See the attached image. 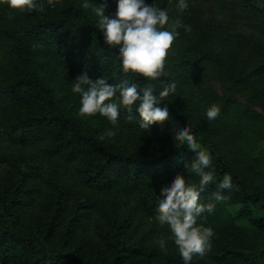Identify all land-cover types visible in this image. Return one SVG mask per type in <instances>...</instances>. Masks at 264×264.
Returning <instances> with one entry per match:
<instances>
[{
    "label": "trees",
    "instance_id": "16d2710c",
    "mask_svg": "<svg viewBox=\"0 0 264 264\" xmlns=\"http://www.w3.org/2000/svg\"><path fill=\"white\" fill-rule=\"evenodd\" d=\"M125 10L150 34L143 56L121 49L75 0H0V50L8 58L0 68V109L16 107L2 133L18 147L58 137L42 148L55 168V175L42 174L58 191L53 211L35 214L29 168L0 183V264H131L126 249L134 239L151 242L172 264H264V192L218 149L192 146L202 131L144 67V57L168 44L170 75L191 74L198 83L216 77L227 100L241 95L264 116V8L255 0H142L138 19ZM75 99L96 124L74 113ZM86 148L98 159L76 168L80 193L110 220L97 222L99 242L82 236L91 225L87 214L65 224L63 195L75 187L64 175ZM6 156L0 146V162ZM114 180L152 187L153 198L137 211L114 208L101 197ZM168 200L178 206L162 217ZM219 207L229 225L248 227L247 249L189 238V218ZM157 228L180 233L161 246ZM194 252L206 259L189 258Z\"/></svg>",
    "mask_w": 264,
    "mask_h": 264
},
{
    "label": "rangeland",
    "instance_id": "374dc122",
    "mask_svg": "<svg viewBox=\"0 0 264 264\" xmlns=\"http://www.w3.org/2000/svg\"><path fill=\"white\" fill-rule=\"evenodd\" d=\"M75 1L97 21L106 35L113 39L121 49L135 53L141 52V56H143L144 50L149 46L148 44H151L149 42L150 34L134 19L131 20L133 16L128 15L127 17L120 12L126 11L125 8H127L136 15L142 0ZM255 2L264 8V0H255ZM125 13L127 14V12ZM135 18L138 19V16L136 15ZM152 51L151 56L144 57L146 62L144 67L153 77L156 85L173 98L180 109L202 131L203 137L194 142L192 146L203 151L211 148L218 149L241 176L253 181L264 192V116L261 107L257 104L248 103L241 95H238L233 101L227 100L224 97L222 85L216 77L204 78L201 83H198L191 74L184 76L183 79L170 75L165 68V60L172 54V48L168 44L158 45V50ZM7 60V56L0 50V68L5 65ZM60 74V70L55 71V79H58L59 83L62 80ZM72 102L69 104H73L72 109L81 120L96 124L83 103L78 99ZM15 114V106L7 105L0 109V146L7 148V156L0 162V178L2 177L0 183L3 185L10 179L17 180L19 174L29 168L28 170L31 172L29 183L32 188L36 189L35 202L31 206L35 208V214L41 213L43 215L42 213L49 212V210L53 211L56 208L58 191L42 176L43 173L48 172L55 175V168L47 157L44 158L42 148L47 142L52 143L58 137L56 133H49L43 142H32L22 147L12 145L2 133V121L4 117ZM22 158L26 160L23 161ZM97 159L96 154L86 148L67 167L69 169L64 177H71L75 188H70L68 193L63 195V204L67 219L65 224L69 223L72 216L77 213L87 214L91 218V225L87 227L82 236L90 237L99 242V239L96 238L98 235L95 229L96 224L100 222L107 226L110 220L82 197L81 187H79L80 178L76 174L78 166L92 164ZM58 164L60 166L56 167V170L61 172L63 165L61 162ZM153 194L152 187L147 185L127 186L123 185L120 180H114L102 192L101 197L105 203L110 202L114 208L137 211L149 204ZM177 206L175 201H163L161 216L171 215L176 211ZM225 212L226 210L220 207L217 210L195 212L189 218L185 232L190 231L189 238L195 241L199 238H210L225 242L230 246L247 249L250 241L248 227L246 225H229V218ZM122 219L121 216L116 219L118 224L121 223ZM125 226L127 232L130 233L131 228L128 227V223ZM144 230L146 228L141 227L136 233L137 238H141L140 232ZM157 230L159 232L154 239H161V246L173 245L171 242L177 238L176 234L180 231L177 229L178 231L173 232L171 229H167L169 236H166L163 234L165 232L162 233L159 228ZM131 242L133 246L126 249L131 264H172L168 261L167 254L162 255L160 250L157 251L151 242L143 243V246L136 239ZM145 244L147 245L145 246ZM175 251L180 253V250ZM192 255L189 258L196 261L206 259L205 255L199 252H194Z\"/></svg>",
    "mask_w": 264,
    "mask_h": 264
}]
</instances>
